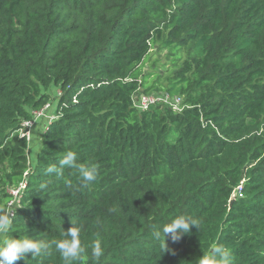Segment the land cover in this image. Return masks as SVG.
<instances>
[{
    "label": "trees",
    "instance_id": "obj_1",
    "mask_svg": "<svg viewBox=\"0 0 264 264\" xmlns=\"http://www.w3.org/2000/svg\"><path fill=\"white\" fill-rule=\"evenodd\" d=\"M157 46L163 77L145 72ZM52 88L55 118L31 148L24 123ZM141 93L183 110L139 111ZM67 150L98 180L49 174ZM22 183L9 234L57 241L74 219L105 249L77 264H198L216 245L264 264V0H0V215ZM182 214L201 227L162 254L152 233ZM28 264L63 261L53 246Z\"/></svg>",
    "mask_w": 264,
    "mask_h": 264
},
{
    "label": "clouds",
    "instance_id": "obj_2",
    "mask_svg": "<svg viewBox=\"0 0 264 264\" xmlns=\"http://www.w3.org/2000/svg\"><path fill=\"white\" fill-rule=\"evenodd\" d=\"M65 168L76 169L84 187L90 186L99 177L98 165L79 162L77 153L73 150L65 151L58 166L50 165L47 172L60 177ZM115 210L111 209V211ZM70 223L71 226L66 231L64 230L62 239L57 241L34 240L29 237L11 236L9 233L12 218L10 215H0V264H15L18 260H25L28 264L29 256L35 258L46 255L53 246L59 253L63 264H77L88 255L89 247L91 248V258L99 261L105 251L102 240L97 238L90 246L85 245L81 238L82 225L74 219H71ZM192 226L199 230L201 221L190 215L182 214L154 230L152 235L155 240L159 241L162 254L173 252L166 244V238L169 235L172 241H178L184 234L189 233ZM198 264H234V257L226 246L216 245L211 252L198 259Z\"/></svg>",
    "mask_w": 264,
    "mask_h": 264
},
{
    "label": "built area",
    "instance_id": "obj_3",
    "mask_svg": "<svg viewBox=\"0 0 264 264\" xmlns=\"http://www.w3.org/2000/svg\"><path fill=\"white\" fill-rule=\"evenodd\" d=\"M182 98L179 96H171L168 93H153V94H138L134 97V106L139 110V111H146L152 106H157V105H164L172 108L176 112H181L183 110L182 107ZM49 107L46 106L42 111L40 112H35L34 113V118L30 122L24 123V127L27 129L26 132H23V136H27L29 140V130L32 129L35 124H36V119L42 118L45 115L46 109ZM25 183L20 184L18 188H12L10 190L11 195L13 196V200L9 202L8 207L10 208L7 215L12 216V207L17 204L20 200V195L22 190L25 188ZM243 189V184H241L237 190L235 191L233 198H236L237 196H241V192Z\"/></svg>",
    "mask_w": 264,
    "mask_h": 264
},
{
    "label": "rangeland",
    "instance_id": "obj_4",
    "mask_svg": "<svg viewBox=\"0 0 264 264\" xmlns=\"http://www.w3.org/2000/svg\"><path fill=\"white\" fill-rule=\"evenodd\" d=\"M170 51H161L159 47H154V49L149 54L147 61L145 62V72L146 73H161L162 77L166 76V74L163 73L164 70H171V64L172 60L168 57ZM153 78L156 79V77H151V80ZM155 92V91H154ZM50 94L52 95V98L54 102L49 105V107L46 109L45 115L42 118L36 119L35 126L30 130L28 133L29 141L31 143V148H34L35 145L38 144V142L41 139V136L43 134L44 129L49 125V123L55 118V106L57 103V100L60 91L57 88H52L50 91ZM144 94V93H143ZM153 94V93H152ZM37 150L32 151V157H34V154ZM29 155L31 156V151H29Z\"/></svg>",
    "mask_w": 264,
    "mask_h": 264
},
{
    "label": "water",
    "instance_id": "obj_5",
    "mask_svg": "<svg viewBox=\"0 0 264 264\" xmlns=\"http://www.w3.org/2000/svg\"><path fill=\"white\" fill-rule=\"evenodd\" d=\"M234 201H235V198H232L230 205H233Z\"/></svg>",
    "mask_w": 264,
    "mask_h": 264
},
{
    "label": "crops",
    "instance_id": "obj_6",
    "mask_svg": "<svg viewBox=\"0 0 264 264\" xmlns=\"http://www.w3.org/2000/svg\"><path fill=\"white\" fill-rule=\"evenodd\" d=\"M45 130V129H44ZM44 132V131H43Z\"/></svg>",
    "mask_w": 264,
    "mask_h": 264
}]
</instances>
